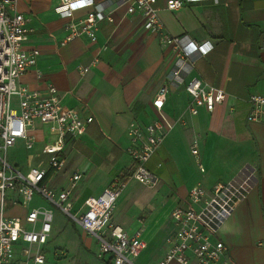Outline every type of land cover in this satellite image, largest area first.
Here are the masks:
<instances>
[{
    "label": "crops",
    "instance_id": "0c3cea01",
    "mask_svg": "<svg viewBox=\"0 0 264 264\" xmlns=\"http://www.w3.org/2000/svg\"><path fill=\"white\" fill-rule=\"evenodd\" d=\"M59 2L18 0L16 8L27 19L23 49L40 51L21 84L42 93L52 85L63 112L74 109L93 118L83 136L70 140L66 170L51 173L48 187L59 192L72 173H83L71 194L74 210L82 209L87 198L100 196L116 177L132 172L129 126L144 128L164 119L173 129L147 164L157 181L148 188L130 182L116 204L114 222L129 235L142 230L145 250L157 240L159 261L176 229L171 212L188 206L190 191L198 186L209 191L247 173L251 188L216 238L226 245L231 264H264V122L248 121L250 96L264 95V0H204L177 11H170L166 1L157 3L167 34L213 46L206 56L191 50L184 58L160 35L145 30L141 13L130 14L128 3L117 0H98L112 21L99 23L94 40L76 38L62 45L68 20L55 12ZM89 11H77L75 19ZM95 58L97 66L81 75L79 67ZM193 77L225 91L224 102L213 112L188 113L186 84ZM162 87L168 93L159 114L154 100ZM195 143L198 156L192 153ZM37 147L41 150L42 144ZM44 201L36 196L27 208L9 198L4 219L29 229V209L48 208Z\"/></svg>",
    "mask_w": 264,
    "mask_h": 264
},
{
    "label": "built area",
    "instance_id": "2783aa9c",
    "mask_svg": "<svg viewBox=\"0 0 264 264\" xmlns=\"http://www.w3.org/2000/svg\"><path fill=\"white\" fill-rule=\"evenodd\" d=\"M161 1H166L170 11H177L204 0H117L119 4L128 3L130 14L141 13L145 30L160 35L162 42L178 51L182 58L189 57L191 50L208 55L213 50L210 42L197 43L188 36L173 37L164 31L156 8ZM17 3L18 0H0V264H45L41 248L48 244L53 231L54 208L95 238L97 257L103 264H137V258L147 246L143 231L129 235L117 225L113 220L115 207L130 182L149 187L156 183L157 177L147 164L162 146L173 124L164 119H157L144 128L132 123L128 128V154L134 163L132 172L116 177L100 196L87 198L84 207L75 211L71 194L84 174L72 173L66 187L59 192L50 189L46 180L51 173L64 171L70 140L83 136L93 118H83L74 109L63 112L58 89L52 85L42 93L21 84L22 77L36 65L40 51L23 49L28 33L27 19L16 12ZM83 9L90 11L84 18L75 19V13ZM55 12L68 20V35L62 45L76 38L94 40L99 23L105 19L112 21L104 14L98 0H60ZM189 62L193 68L195 62ZM98 63L99 59L95 58L89 66H80V74H88ZM186 91L190 96L188 113L191 116L198 115L203 108L213 112L226 98L222 88L198 77L189 80ZM167 93L166 87L160 88L154 100L159 114ZM249 101L248 121L264 122V95H251ZM19 142L29 151L41 143L47 167L32 166L23 171L11 163L8 152ZM192 153L199 155L196 143ZM198 167L204 171L199 161ZM251 182L252 176L243 173L233 181L216 184L209 191L201 186L193 188L188 206L177 207L171 212L176 229L167 241L164 256L154 264H231L226 256V245L216 237L224 221L246 198ZM36 196L45 200L49 207L29 209L26 217L29 229L4 219L9 198L29 208Z\"/></svg>",
    "mask_w": 264,
    "mask_h": 264
},
{
    "label": "rangeland",
    "instance_id": "374dc122",
    "mask_svg": "<svg viewBox=\"0 0 264 264\" xmlns=\"http://www.w3.org/2000/svg\"><path fill=\"white\" fill-rule=\"evenodd\" d=\"M8 160L23 171H27L32 166H47V157L41 150L37 147L35 150L29 151L24 147L23 142H19L17 146L9 150ZM66 167L64 170H66ZM78 186L73 192L76 191ZM148 187L146 186V188ZM44 203L47 204L45 201ZM8 204L7 200L5 209L9 208ZM45 204L43 206H46ZM132 211L134 212V208H132ZM53 212V231L48 244L41 248L42 253L46 257L45 264H103L97 257L98 245L95 238L83 231L79 226H73L72 222L69 221V217L58 209L54 208ZM158 248L157 240H154L137 258L136 263L154 264L158 261V257H156Z\"/></svg>",
    "mask_w": 264,
    "mask_h": 264
},
{
    "label": "trees",
    "instance_id": "16d2710c",
    "mask_svg": "<svg viewBox=\"0 0 264 264\" xmlns=\"http://www.w3.org/2000/svg\"><path fill=\"white\" fill-rule=\"evenodd\" d=\"M69 221H71L72 222V224H73V226H75L76 227V224L72 221V220H69Z\"/></svg>",
    "mask_w": 264,
    "mask_h": 264
}]
</instances>
